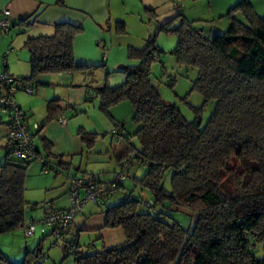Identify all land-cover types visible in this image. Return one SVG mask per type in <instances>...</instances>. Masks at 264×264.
Listing matches in <instances>:
<instances>
[{
  "label": "trees",
  "instance_id": "16d2710c",
  "mask_svg": "<svg viewBox=\"0 0 264 264\" xmlns=\"http://www.w3.org/2000/svg\"><path fill=\"white\" fill-rule=\"evenodd\" d=\"M226 17L227 27L211 36L185 18L178 24L170 20L157 25L148 33L143 47H128L127 57L136 63L117 70L124 81L111 86L106 78L87 97L88 101L97 97L99 109L107 115L117 103L130 102L137 129L130 134L123 124H114L112 134L125 143L117 158L121 169L114 175L122 171L127 178L125 169L136 161L145 171L134 178L150 196L143 199L126 195L106 206L105 200L113 193L94 202L102 206L104 227L121 228L124 241L100 248L89 244L80 250L73 223L61 238L74 255L75 264H264V15H259L248 0H240L228 9ZM30 24L28 20L16 23L22 27ZM82 30L80 25L63 22L54 25L51 36L27 39L24 47L29 54L30 75H13L16 81L32 87L34 94L42 83L37 79L40 76L99 69L101 65L75 61L73 43ZM115 31L126 32L119 22ZM160 32L176 36V45L170 51L176 62L186 71L196 70L191 90L202 96L203 104L214 102L204 124L199 114L202 106L195 107L194 118L187 120L177 105L165 102L158 92L151 64L164 53L156 40ZM58 102L47 101V116L36 122L40 124L36 129L18 104L33 138L34 156L21 159L12 155V143L4 137L7 152L0 165V234L23 227L26 209L35 208L36 204L24 197L31 161L39 158L45 173H63L72 166L71 156L50 153L46 140H40L42 151L34 144L44 123L57 119ZM1 124H7L2 114ZM79 134L86 148L97 137L85 130H79ZM133 137L138 145L131 143ZM167 171L171 173L168 189L164 186ZM75 176L81 177L75 173L71 177ZM184 209L196 216L191 228L169 216V212ZM45 233L52 236L53 230ZM74 242L72 251L70 244ZM253 248L262 249V256L257 257ZM44 254L38 244L35 250L26 252L20 264H30L38 257L43 262ZM0 261L12 264L1 253Z\"/></svg>",
  "mask_w": 264,
  "mask_h": 264
},
{
  "label": "crops",
  "instance_id": "0c3cea01",
  "mask_svg": "<svg viewBox=\"0 0 264 264\" xmlns=\"http://www.w3.org/2000/svg\"><path fill=\"white\" fill-rule=\"evenodd\" d=\"M248 1L257 13L264 12V0ZM237 2L239 1L0 0V12L3 8H7L10 11L13 25L7 31V35H5L7 32L3 33L0 31V52L8 47V53H6L7 62L4 63L2 69L14 76H29V55L24 47L26 40L39 36H51L54 33L55 24L67 22L80 25L83 29L81 33L75 36L73 43L76 63L86 66L102 65L109 73L107 83L111 86H117L124 81V75L117 72V70L129 65V63L127 64L126 61H122V59L126 58L125 56L115 59V54H127L129 46L136 48L143 47L148 33L154 30L157 25L164 24L170 20H173V24H178L179 19L181 20L182 18L192 22L206 21L207 26L197 28L203 30L208 36H211L215 32H220L227 27L228 19L226 18V13ZM26 20L31 23L29 26L22 27L16 25L18 21ZM147 21L149 22L147 23ZM222 21H225V23ZM118 22L122 23L125 27V33H117L115 31V23ZM222 23H227L226 27L217 26V24ZM37 79L42 83L37 85L35 90L36 95L32 101L30 103H26L23 99L16 101L29 114L30 122H39L40 117L43 121L47 116V101L50 99L59 100V111L57 112L59 115L57 119L45 122L36 137L39 140L44 139L50 143V153L71 156L72 165L82 170L80 160L76 157L84 151L79 130L100 134V129L89 126V117H87L90 110L92 112L100 110L99 99L93 96L88 101L87 97L91 96L93 88L102 85L105 79L101 74L97 75L90 72H73L61 75L51 74L40 76ZM35 105H39V111H36ZM121 106L130 109L131 118L133 116L132 106L126 101L112 107L109 115L114 122L112 124L113 129H110L108 122L105 126L106 129L109 128L112 132L115 123L121 124V118L118 115V109ZM60 116L66 118L65 124H61L58 121ZM98 117L103 119L102 116ZM102 122L105 123V120L103 119ZM126 122L122 123L124 129L130 134L134 133L137 125L133 123L127 126ZM39 145L42 148L40 141ZM114 170L117 171L116 169ZM75 174L78 175L79 173ZM56 176L58 177L52 180L49 189L54 190V192H50L49 194H53V196L65 195L68 192V178L69 176H73V173L69 170ZM86 179L98 180L101 184L105 183L98 174L93 172H90ZM49 194H46L47 198L50 197ZM49 200L52 201L53 199ZM50 206L52 205L44 206L42 216L48 211L66 208L63 206L49 209ZM81 213L83 217H80L78 222L74 221L76 228L98 231L100 237L103 238V245L105 246L117 245L124 241V233L121 228L104 227L105 214L101 211H89L88 216L83 210ZM112 235L118 236L121 238V241L107 240Z\"/></svg>",
  "mask_w": 264,
  "mask_h": 264
},
{
  "label": "rangeland",
  "instance_id": "374dc122",
  "mask_svg": "<svg viewBox=\"0 0 264 264\" xmlns=\"http://www.w3.org/2000/svg\"><path fill=\"white\" fill-rule=\"evenodd\" d=\"M240 1V0H238ZM259 15H264L263 13H259ZM239 17L241 15L238 14ZM227 18V17H226ZM228 19V18H227ZM150 20V19H149ZM177 21V20H176ZM149 21H147L148 23ZM180 22V19H179ZM225 23V21H222ZM217 24L220 27H226V24ZM194 27L207 26L206 21H195L192 23ZM1 31V30H0ZM8 32L5 34L7 35ZM1 35V33H0ZM4 36V35H2ZM157 43L162 49L164 53L160 56V59L154 60L151 64V72L152 76L157 80V89L161 96V98L168 103H174L179 107L182 114L185 116L187 120H192L195 115V107H201L200 109V118L202 124L206 122L208 119L214 102L209 101L203 104L202 96L196 91L191 90L192 82L196 77L195 69H188L186 71L184 66L179 65L174 56L170 53L173 47L176 45L177 38L174 34H167L164 32H160L157 35ZM8 47H6L2 52H0V67H4V63L7 62L6 53H8ZM27 51V50H26ZM106 53V52H105ZM28 54V51H27ZM29 55V54H28ZM105 56H107L105 54ZM126 57L122 59V61H126L127 64L136 63L135 60H131L127 57V54L118 53L115 54V59H119L120 57ZM105 58V57H103ZM129 61V62H128ZM110 65H112L110 63ZM99 69L94 70L93 74H101L104 79L108 78L107 74L108 70L103 68L101 65L98 67ZM98 71V72H97ZM54 74V73H52ZM67 74V73H62ZM51 74H46V76ZM61 75V74H58ZM44 76V75H43ZM174 79V81H173ZM36 91L34 94H28L25 91H17L15 94V101L18 99H23L26 103H30L32 99L35 97ZM128 102L131 106L130 102ZM121 101L114 106L124 102ZM17 102V101H16ZM112 106V107H114ZM36 111H39V105L34 106ZM111 107V108H112ZM41 108V107H40ZM130 109L127 107L121 106L118 109V115L121 124L127 121L125 124L127 126L132 125L134 122L131 118V114L129 112ZM32 115V114H31ZM98 116H102L105 120L103 123V119H100ZM89 117L88 124L91 127H95L100 129V134H97L95 142L90 148H86L84 146V151L79 153L76 157L80 160L81 169L77 170V167L74 165L71 166V173H79L78 175L81 177H87L90 172L98 174L101 179L105 182L103 185L107 186L109 182L113 179L114 169H121L120 164L117 160L118 155L121 152V149L125 146L124 140L117 135L112 134L113 127V119L110 115L105 114L101 110L98 112L89 111L87 115ZM42 118L40 117L39 122H41ZM36 122V121H33ZM91 124H90V123ZM107 122L110 124V129L105 128ZM96 125V126H95ZM115 128V127H114ZM113 129V128H112ZM5 127L4 125H0V165L3 164L5 156H6V140L4 138ZM39 139L35 136L34 144L41 147L39 145ZM131 143L134 145H138L137 139L135 137L131 138ZM42 151V150H41ZM79 164V162H77ZM144 167H139L136 161H132L130 165L125 169V173L127 178L124 182L123 188L119 189L113 195L109 196L105 200V205H113L118 203L124 196H131L132 198L141 197L143 199L149 198V193L146 190H142V188L137 184V181L134 177H140L144 173ZM45 170V169H44ZM43 170V164L39 158L31 161L27 168L26 177H25V192L24 197L25 200L29 203H35V208H27L25 212V221L24 226L14 229L13 231L6 232L0 234V253L12 264H20L23 262L26 252H32L36 249L38 244L41 247V251L46 254V258L43 262H41L40 257L37 259L34 258L30 264H75L74 263V255L69 253L63 244V240L59 241V244H54V239L52 236H45L40 233L39 227L36 226V232L31 237H26L24 234V227L32 221V219H38L43 215V208L45 205H52V207H68L69 205V193L66 192L65 195L62 196H53V194H49L50 192H54V190H49L50 185L53 179L57 178V174H54L52 170H48L45 173ZM55 175V176H54ZM171 173L167 171L164 175V186L166 189L169 188V180ZM71 177V176H69ZM107 181V182H106ZM49 194L50 197L46 194ZM53 196V198H51ZM55 198V199H54ZM49 199H53L52 201ZM141 209V208H140ZM83 212L88 216L89 211L100 212L101 206L94 202H87L83 206ZM81 214V215H79ZM169 216L171 219L179 221L180 224L185 228H191L194 224L196 216L187 210L174 211L169 212ZM82 216V213H78L75 215L74 221L78 222ZM74 232L78 235L79 249H85V247L90 244L96 248H100L103 245V238L100 237V233L98 231H92L88 229H78L74 226ZM49 232V228L46 229L47 234ZM107 240H113L115 242L121 241L116 235H112L108 237ZM256 249V248H253ZM256 256L261 257L263 254L262 249H256ZM0 264H4L0 261Z\"/></svg>",
  "mask_w": 264,
  "mask_h": 264
},
{
  "label": "built area",
  "instance_id": "2783aa9c",
  "mask_svg": "<svg viewBox=\"0 0 264 264\" xmlns=\"http://www.w3.org/2000/svg\"><path fill=\"white\" fill-rule=\"evenodd\" d=\"M0 14V30L5 33L12 24L10 11L7 8H3ZM18 86L21 91H25L28 94H33L34 92L32 87L24 83H18L12 74L0 67V114L7 120L4 137L12 143V155L21 159H30L34 156L33 138L28 126L22 121L23 113L15 101V94L20 91ZM58 121L61 124H65L66 118L60 116ZM39 126L40 124L35 122L32 128L36 129ZM127 165L128 162H124V166ZM125 178V174L119 171L115 173L107 186L86 182L78 176L68 178V207L63 210H53L44 217L30 222L24 227L25 236H33L36 232V226L39 227L41 233L49 228L53 230L54 244H59V241L62 240L61 234L72 226L75 215L78 214L81 208L87 202H98L103 197L115 193ZM74 246L75 242L70 244L72 251ZM45 258L46 254H44Z\"/></svg>",
  "mask_w": 264,
  "mask_h": 264
}]
</instances>
